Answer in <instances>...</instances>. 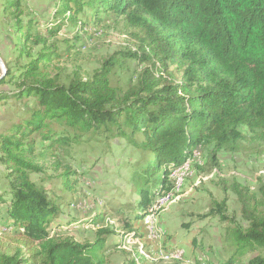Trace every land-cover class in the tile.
Segmentation results:
<instances>
[{"label": "trees", "instance_id": "obj_1", "mask_svg": "<svg viewBox=\"0 0 264 264\" xmlns=\"http://www.w3.org/2000/svg\"><path fill=\"white\" fill-rule=\"evenodd\" d=\"M27 1L2 0L19 58L0 78V85L14 87L0 91V100L15 98L20 110L0 131L6 187L0 188V264H107L102 251L119 233L114 224L99 227L86 242L49 229L62 203L44 183L61 181L75 192L87 173L62 163V155L75 161L74 146L104 141L110 153L111 141L122 138L145 154L142 166H131L139 195L134 209L143 212L160 187L170 188L169 166L183 163L197 146L209 149L216 165L221 151L264 154V0H59L54 17L60 21L49 36L37 28ZM107 13L135 29L137 50L126 44L120 55L148 63L138 84L127 90L112 85V58L90 78L77 73L63 82L52 74L48 63L58 52L50 41L60 27L70 21L87 30ZM28 41L39 48L31 52ZM42 159L54 161L51 170ZM33 172L43 176L33 180ZM233 191L246 225L235 222L226 230L235 250L228 264L264 250V183L256 192L235 183ZM224 203L217 204L221 219ZM135 216L124 222L129 229L122 235L136 230L142 215ZM106 218L103 210L91 221ZM67 219V225L75 221ZM247 264H264V254Z\"/></svg>", "mask_w": 264, "mask_h": 264}, {"label": "rangeland", "instance_id": "obj_2", "mask_svg": "<svg viewBox=\"0 0 264 264\" xmlns=\"http://www.w3.org/2000/svg\"><path fill=\"white\" fill-rule=\"evenodd\" d=\"M58 1H27L29 10L39 21L37 28L42 30L43 36H49L50 28L60 21V16L54 17ZM78 29L81 27L76 28L66 21L51 39L50 44L54 42L58 52L48 63L52 74H58L63 82L70 81L77 73L83 78H90L106 60L112 58L115 65L110 74L111 84L123 90L138 84L142 68L148 63L140 64L137 59H123L120 55L126 44L137 50L134 28L127 27L122 18L107 13L101 15V21L90 25L87 30L86 26L82 31ZM27 45L31 52L39 48L31 41ZM18 56L19 39L14 32V23L9 12L3 10L0 0V78L5 76L8 64L15 67ZM20 60L25 62L27 58L22 56ZM13 88L10 83L0 85V91ZM18 105L15 98L0 100V131L15 118L20 110ZM105 143L99 141L72 147L75 161L61 156L62 163L73 164L81 172H87L81 175L77 191L68 189L57 180L44 183L51 194L56 192L58 201L62 203L61 213L50 223L51 233L72 236L80 242L94 241L96 229L114 224L119 233L109 237L102 251L107 264H127L130 260L136 264L231 262L235 250L225 239L226 230L235 226V222L246 225L233 186L239 183L249 186L253 192L258 190L259 185L264 183V154L221 151L216 165L211 161L209 149L200 148L201 159L193 164L191 171L184 174L179 190L173 192V182L169 180L170 188L160 187L152 204L143 212L140 207L136 211L134 209L139 195L134 192L131 166L137 161L142 166L145 154L122 138L112 140V151L106 153ZM40 162L47 170H51L54 161L42 159ZM172 166H169V170ZM3 172L4 167L0 164V188L5 190ZM41 176L31 173L33 180ZM169 178L172 179L170 174ZM5 197L10 198L9 195ZM223 202L225 219H221L216 212L217 204ZM1 205L6 206V203ZM103 210H106L107 218L98 224L92 223V218ZM135 213L142 216L135 223L136 230L130 232L138 234V238L131 239L129 243L123 242L122 233L129 229L124 222L130 223L131 218L137 216ZM68 217L75 220L70 225L65 224ZM56 222L63 226L57 228ZM151 229L160 230V234L153 238ZM259 253L264 254V250L248 252L235 264H247L249 259Z\"/></svg>", "mask_w": 264, "mask_h": 264}, {"label": "built area", "instance_id": "obj_3", "mask_svg": "<svg viewBox=\"0 0 264 264\" xmlns=\"http://www.w3.org/2000/svg\"><path fill=\"white\" fill-rule=\"evenodd\" d=\"M200 148H201L200 146L193 148L191 151L188 152V157L186 158V160L183 163H181L179 165H173L171 167L170 176L172 179L169 178V180H172V182H173V186H172L173 190L171 188V190L173 192L175 191V189L179 190V188L182 184L183 178H184V174L188 173V171H191L193 164L196 161H199L201 159V152L199 151ZM157 205H156V207H157ZM154 209H152V211H154ZM146 223H150V222L146 221ZM150 232L153 233V236H152L153 238H155L156 235L160 234V230H152L151 229ZM137 235L138 234H136L135 232L124 233L122 241L123 242L127 241L129 243L131 239H137L138 238Z\"/></svg>", "mask_w": 264, "mask_h": 264}, {"label": "crops", "instance_id": "obj_4", "mask_svg": "<svg viewBox=\"0 0 264 264\" xmlns=\"http://www.w3.org/2000/svg\"><path fill=\"white\" fill-rule=\"evenodd\" d=\"M105 211H106V210H105ZM136 222H137V221L134 222V225H135Z\"/></svg>", "mask_w": 264, "mask_h": 264}]
</instances>
